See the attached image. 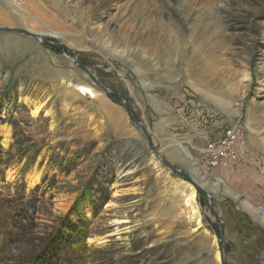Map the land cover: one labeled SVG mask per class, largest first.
Instances as JSON below:
<instances>
[{
	"label": "rangeland",
	"instance_id": "rangeland-1",
	"mask_svg": "<svg viewBox=\"0 0 264 264\" xmlns=\"http://www.w3.org/2000/svg\"><path fill=\"white\" fill-rule=\"evenodd\" d=\"M0 28L77 51L0 32V264L59 236L61 264H223L168 165L225 264H264V0H0ZM235 124L223 183L204 149Z\"/></svg>",
	"mask_w": 264,
	"mask_h": 264
},
{
	"label": "built area",
	"instance_id": "built-area-1",
	"mask_svg": "<svg viewBox=\"0 0 264 264\" xmlns=\"http://www.w3.org/2000/svg\"><path fill=\"white\" fill-rule=\"evenodd\" d=\"M21 9L27 0H4ZM240 128L232 125L223 134L211 141L204 149V161L209 172L217 169H229L239 161ZM264 216V204L258 206ZM207 220V218H205Z\"/></svg>",
	"mask_w": 264,
	"mask_h": 264
},
{
	"label": "water",
	"instance_id": "water-1",
	"mask_svg": "<svg viewBox=\"0 0 264 264\" xmlns=\"http://www.w3.org/2000/svg\"><path fill=\"white\" fill-rule=\"evenodd\" d=\"M0 32L19 33V34H23V35L32 37L36 41H38L40 43H43L45 46H55L57 48L64 49L67 52H69L71 55H73L75 59H77V51L69 49L68 47H66V46H64L62 44L53 43V42L47 40L42 35H38V34L29 32V31H25V30H21V29H4V28H0ZM98 85H99V87H101V89L103 91H105L107 94H109L114 99L112 94L103 85H101L100 83H98ZM121 98L123 99V102H118V101H116V102L118 104H121L123 107H125L129 117L131 118V121L142 129V131L144 132L145 136L148 139L149 144L152 146V140H151V137H150V134H149L148 130L141 123H139V122H137L135 120V118L133 116V113H132V110H131L129 104L127 103V98L124 97V96H121ZM168 167L170 169H172L173 171H175L176 173L180 174L182 177H184L187 181H189L192 185H194L198 191L203 193L209 199L210 208L213 211V213L215 214V216L217 217V219L219 220L220 225H221L220 253H221V261H222L223 264H225V262H224V253H223V244H224V241H225V225L222 222L221 217L216 213V211H215V209L213 207L212 198L204 190H202L200 187H198L195 184V182L187 174L182 173L181 171L175 169L172 165H168Z\"/></svg>",
	"mask_w": 264,
	"mask_h": 264
},
{
	"label": "trees",
	"instance_id": "trees-1",
	"mask_svg": "<svg viewBox=\"0 0 264 264\" xmlns=\"http://www.w3.org/2000/svg\"><path fill=\"white\" fill-rule=\"evenodd\" d=\"M68 238L59 236L44 252L38 264H61L62 255L68 249Z\"/></svg>",
	"mask_w": 264,
	"mask_h": 264
},
{
	"label": "bare ground",
	"instance_id": "bare-ground-1",
	"mask_svg": "<svg viewBox=\"0 0 264 264\" xmlns=\"http://www.w3.org/2000/svg\"><path fill=\"white\" fill-rule=\"evenodd\" d=\"M81 91L82 92H88V95H90L91 97H94V93H93V90L91 89H85V88H81ZM197 196L195 194V192H191V194H189L187 196V199L185 201V206L187 207V209L189 210V214H190V217L193 218V219H197V225L198 226H201V215H200V212H199V206H197ZM217 257H219L217 255Z\"/></svg>",
	"mask_w": 264,
	"mask_h": 264
},
{
	"label": "crops",
	"instance_id": "crops-1",
	"mask_svg": "<svg viewBox=\"0 0 264 264\" xmlns=\"http://www.w3.org/2000/svg\"><path fill=\"white\" fill-rule=\"evenodd\" d=\"M235 165H233L229 169H217L215 171H212L213 174H211V175L213 176V178L215 180L220 179L221 182H223L224 180L226 182H229V183L234 182L237 178H239L238 176H241V174L238 173V172L232 173L233 171H231V169H233ZM225 181L223 183H225ZM250 198H253L254 200L263 199L264 198V195H259V196L254 195V197H250ZM263 201H264V199H263Z\"/></svg>",
	"mask_w": 264,
	"mask_h": 264
}]
</instances>
